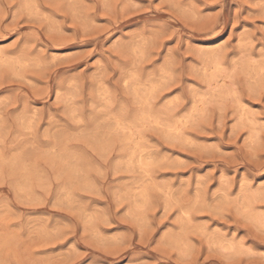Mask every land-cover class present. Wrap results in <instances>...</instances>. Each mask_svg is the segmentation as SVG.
Returning a JSON list of instances; mask_svg holds the SVG:
<instances>
[{
    "label": "rangeland",
    "instance_id": "1",
    "mask_svg": "<svg viewBox=\"0 0 264 264\" xmlns=\"http://www.w3.org/2000/svg\"><path fill=\"white\" fill-rule=\"evenodd\" d=\"M0 264H264V0H0Z\"/></svg>",
    "mask_w": 264,
    "mask_h": 264
}]
</instances>
